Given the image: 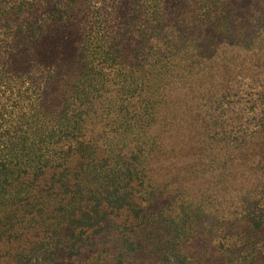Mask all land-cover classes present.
Instances as JSON below:
<instances>
[{"label":"trees","instance_id":"trees-1","mask_svg":"<svg viewBox=\"0 0 264 264\" xmlns=\"http://www.w3.org/2000/svg\"><path fill=\"white\" fill-rule=\"evenodd\" d=\"M78 1L82 2L74 4ZM223 3L208 4L204 18L200 23L193 19L194 23L200 29L215 24L214 12ZM66 5L71 6L69 0L62 7ZM235 5L232 0L226 3L233 9ZM42 6L13 25L12 47L6 63L0 65V88L15 97L0 105V264H56L58 257L65 264H84L94 256L89 245L99 236L121 237L132 230L135 220L157 221L152 192L141 178L152 174L151 154L157 153V143L163 139L156 141L152 133L161 124L155 117L163 103L158 92L165 97L167 81L163 82L179 66L164 69L165 53H182L177 46L184 35L179 33L176 41L171 35L162 46L161 41L147 46L146 23L136 26L127 15L120 23L116 17L110 22L109 15H121L114 7L80 25L58 17L53 6L50 17L41 16ZM156 10L149 11L155 15ZM5 16L12 19L16 12ZM183 24L192 26L189 20ZM136 27L138 32L133 33ZM147 48L150 55L144 51ZM208 54L193 55L195 62L186 59L184 68L197 66L203 77L213 79L217 66L200 65ZM176 59L182 61L179 55ZM150 77L158 81L150 82ZM175 105L178 117L185 112L191 117L186 104L178 100ZM62 122L72 123L69 132L60 133ZM179 122L172 131L174 139L182 140L193 123L183 129ZM4 150L9 153L2 157ZM128 161L131 170L128 164L124 167ZM66 195L69 202L63 205ZM254 217H245L253 232H243V239L253 238L256 245L264 229ZM224 247L225 243L219 245ZM262 255L264 251L247 259L230 256L225 264H264ZM95 257L103 261L100 252Z\"/></svg>","mask_w":264,"mask_h":264},{"label":"rangeland","instance_id":"rangeland-1","mask_svg":"<svg viewBox=\"0 0 264 264\" xmlns=\"http://www.w3.org/2000/svg\"><path fill=\"white\" fill-rule=\"evenodd\" d=\"M47 1L0 0V65L6 63L12 47L13 25H20L28 12L40 5L44 7L39 9V15L50 17L53 6L58 17L80 25L90 23L97 15L103 17L114 7L121 15H109L110 22L116 17L120 23L127 15L136 26L146 23L143 30L149 31L147 46L160 41L162 46V41L171 35L173 41L179 33L184 35L176 45L182 53H165L164 69L179 66L169 81L165 77V97L158 92V100L163 103L155 117L161 119V124L155 125L152 133L157 135L156 141L163 139L157 143L159 151L150 156L152 174L141 178L144 187L152 192L150 203L157 209V221L135 220L132 230L123 232L121 239L99 236L96 243L89 245L93 259L84 264H225L230 256L247 259L261 254L264 235L255 245L253 238L243 239V232H253L245 218L247 214L261 220L264 229V68H260L264 64V0H232L237 3L234 9L224 0L218 13L212 9V21L216 23L203 29L193 19L200 23L205 7L219 6L222 0H82L77 5V0H69V7H62L65 0ZM25 5L34 8L27 9ZM157 7L160 11L152 15L149 10ZM124 10L127 14H122ZM14 12L12 19L5 16ZM4 18H8L6 25L10 28ZM252 19L258 23L251 24ZM186 20L193 27L185 26ZM132 32H138V28ZM144 51L151 54L149 49ZM206 51L209 54L200 65L207 62L204 64L217 66L213 79L203 77L197 66L194 70L184 68L186 59L195 62L193 55ZM149 80L158 81L151 77ZM7 98L15 99L0 88L1 106ZM178 100L187 105L191 117L186 112L178 117ZM178 122L183 129L193 123L182 140L173 137L172 130ZM60 127V133H67L72 123L62 122ZM55 133L58 137L59 131ZM8 153L4 150L2 157ZM129 161L124 167L128 164L131 170ZM69 198L66 195L63 205ZM141 206L144 208V203ZM223 243L225 247L219 248ZM99 252L101 263L95 257ZM56 264H65V259L58 257Z\"/></svg>","mask_w":264,"mask_h":264}]
</instances>
